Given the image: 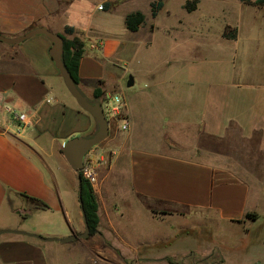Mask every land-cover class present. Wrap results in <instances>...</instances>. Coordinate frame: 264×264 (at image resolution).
Listing matches in <instances>:
<instances>
[{"label": "crops", "instance_id": "1", "mask_svg": "<svg viewBox=\"0 0 264 264\" xmlns=\"http://www.w3.org/2000/svg\"><path fill=\"white\" fill-rule=\"evenodd\" d=\"M79 1L0 0V33L17 37L47 27L71 40L81 38L80 87L91 99L101 88L105 98L118 89L108 78L106 59L111 61L120 41L101 34L91 2ZM101 5L99 10H106ZM69 27L75 31L69 33ZM53 45L44 34L15 44L0 40V229L67 237L86 225L78 173L64 154L65 144L94 134L98 124L68 88L51 53ZM126 102L130 128L122 132L119 122L111 123L109 138L89 156L98 168L109 167V177L118 170L126 174L132 193L148 203L157 220H173L170 234H163L168 238L142 242L137 264H264V121L254 123L255 103L245 104L243 115L231 120L260 154L247 161L237 147L234 152L218 147L221 133L214 129L201 130L190 144L176 135L156 143L147 129L141 137ZM13 109L27 114V122L17 119ZM95 190L101 202V183ZM26 194L51 208L26 209L22 201H32ZM99 212L102 218V206ZM230 228L238 229L239 239L232 238ZM179 239L192 240L195 247L183 250ZM51 241L6 231L0 235V264H92L70 243L59 247ZM175 244L174 256L157 254Z\"/></svg>", "mask_w": 264, "mask_h": 264}, {"label": "rangeland", "instance_id": "2", "mask_svg": "<svg viewBox=\"0 0 264 264\" xmlns=\"http://www.w3.org/2000/svg\"><path fill=\"white\" fill-rule=\"evenodd\" d=\"M89 1L94 20L102 24L99 32L120 41L111 61L106 59L108 78L118 87L116 92L110 89V95L119 94L128 101L139 136L144 137L147 129L156 143L176 135L190 144L198 141L201 130L214 129L223 137L217 140L218 147L232 152L237 147L247 161L260 157L231 120L243 115L245 104L254 102V123L264 121L262 0ZM160 1L164 5L154 17L153 6ZM100 4L106 10H99ZM137 11L144 12L146 21L132 31L127 17ZM131 76L136 82L130 87ZM179 116L193 121L179 124L175 122ZM98 169L104 192L99 201L103 230L82 240L49 243L59 247L70 243L74 252L91 258L92 264H137L142 242H153L159 235L168 238L163 234H170L173 220H157L148 203L132 193L126 174L118 170L109 177V167ZM22 204L34 207L29 200ZM236 228L229 231L233 239H239ZM177 243H183L179 247L183 250L196 244L187 239ZM174 247L177 244L157 254L174 256Z\"/></svg>", "mask_w": 264, "mask_h": 264}, {"label": "water", "instance_id": "3", "mask_svg": "<svg viewBox=\"0 0 264 264\" xmlns=\"http://www.w3.org/2000/svg\"><path fill=\"white\" fill-rule=\"evenodd\" d=\"M39 34H44L52 39L54 45L51 49V53L54 56L56 63L64 76L68 88L70 89L72 94L76 97L79 104L84 109L91 112L95 116L98 124V129L94 134L88 136L81 135L74 137L65 144V148H64V154L67 160L69 161L73 169H75L78 173V178L80 182V199H81L86 229L81 233H74L67 237H46L22 229H11V230L0 229V235L6 231H11L19 234L35 236L45 240H59L62 242H71L82 238H89L91 236L92 228L87 218L85 208L83 206V200L81 194L82 183H83L82 170L85 167L86 157L90 153V151L95 146L101 144L103 141L109 138L111 134V122L107 116L103 102L101 100H94L88 97V95L82 90L80 84L76 81L75 77L68 69L64 59L65 37L63 34L53 32L47 27H37L17 37H8L0 33V40L7 43L15 44V43L23 42L28 38ZM135 82L136 81L134 76H131L128 84L131 87L135 85Z\"/></svg>", "mask_w": 264, "mask_h": 264}, {"label": "trees", "instance_id": "4", "mask_svg": "<svg viewBox=\"0 0 264 264\" xmlns=\"http://www.w3.org/2000/svg\"><path fill=\"white\" fill-rule=\"evenodd\" d=\"M261 3L264 5V0L261 1ZM164 2L160 1L159 3H155L153 6V15L154 17H157L160 13L161 8L163 7ZM146 21V15L142 11H137L134 13H131L127 17V25L132 31H138L143 23ZM69 33H72L75 31L74 28L69 27L67 29ZM65 55L64 59L66 62V65L70 72L75 77L76 81L80 84L81 76H80V65L81 60L84 56L85 52V42L81 38H75L73 40L68 39L65 35ZM94 100H101L103 101V92L101 88H98L96 90V97ZM88 155L86 157L87 161ZM82 200H83V206L85 208V212L87 214V218L89 220V223L92 228L91 236L101 233L100 225H101V215H100V202L98 194L93 186V184L88 180L86 177L83 176V183H82ZM26 196L31 199L34 202L35 208H43V209H49L51 208V205L46 202L45 200L30 196L26 194ZM249 216H256L254 214H249ZM27 217V215H25Z\"/></svg>", "mask_w": 264, "mask_h": 264}, {"label": "built area", "instance_id": "5", "mask_svg": "<svg viewBox=\"0 0 264 264\" xmlns=\"http://www.w3.org/2000/svg\"><path fill=\"white\" fill-rule=\"evenodd\" d=\"M100 9H105V5L102 4ZM107 95L103 98V105L105 107L107 116L112 124L122 121L120 127L123 130H128L130 128V119L127 114V102L119 94L116 95ZM108 103V105H106ZM12 112L16 115V118L22 122H27L28 115L13 109ZM110 160L105 159L104 163L109 164ZM82 175L86 177L93 184L94 188H98L100 185V173L98 166L96 165L93 158H87L85 162V167L82 170Z\"/></svg>", "mask_w": 264, "mask_h": 264}]
</instances>
